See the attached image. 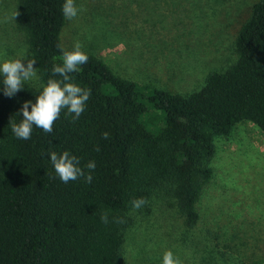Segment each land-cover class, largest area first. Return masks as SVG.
Segmentation results:
<instances>
[{
	"label": "trees",
	"instance_id": "16d2710c",
	"mask_svg": "<svg viewBox=\"0 0 264 264\" xmlns=\"http://www.w3.org/2000/svg\"><path fill=\"white\" fill-rule=\"evenodd\" d=\"M64 3L19 0L17 25L27 33L43 85L24 83L7 97L0 75V264H122L133 200L148 204L162 189L177 199L187 226H195L214 176L215 139L242 121L264 133V0H258L237 35L236 62L209 72L200 90L184 95L123 78L81 49L88 61L69 74V82L91 90L80 118L63 109L51 133L33 126L30 139L17 138L11 123L23 119V104L35 103L49 79L63 80L52 68L62 66L63 51L74 50L61 41ZM64 151L79 159L85 175L91 172L90 184L84 177L59 179L49 154ZM89 161L94 171L85 167ZM117 217L125 222L114 223Z\"/></svg>",
	"mask_w": 264,
	"mask_h": 264
},
{
	"label": "rangeland",
	"instance_id": "374dc122",
	"mask_svg": "<svg viewBox=\"0 0 264 264\" xmlns=\"http://www.w3.org/2000/svg\"><path fill=\"white\" fill-rule=\"evenodd\" d=\"M258 0H74L62 45L104 60L119 76L181 94L200 90L213 70L238 58L237 35ZM19 0H0V63L33 59L17 25ZM27 59L22 63L27 65ZM39 79L27 81L34 87ZM214 176L188 227L177 199L159 189L147 207L132 210L122 264H163L172 251L182 264H251L264 257V133L252 121L215 139ZM149 209V210H147ZM264 264V262L262 263Z\"/></svg>",
	"mask_w": 264,
	"mask_h": 264
},
{
	"label": "clouds",
	"instance_id": "9594fccd",
	"mask_svg": "<svg viewBox=\"0 0 264 264\" xmlns=\"http://www.w3.org/2000/svg\"><path fill=\"white\" fill-rule=\"evenodd\" d=\"M82 10V8H77L74 0H65L62 6L63 15L68 20L74 19L78 12ZM17 15L18 13L15 11L7 19L14 20ZM25 59L27 57L5 60L0 63V75L3 76V93L5 96L13 97L23 89L25 82L39 79L36 68H34L36 61L27 59V65L25 66L22 63V60ZM62 60V66L55 65L52 68V73L53 75L62 76L63 80L49 79L47 84L43 86L41 93L36 96L35 103L27 101L23 104L20 110L23 119L18 124L11 123L12 132L17 138L22 140L30 139L33 126L42 129L45 133H51L53 125L59 119L61 110L63 109H67L68 113L72 114L73 120H78L84 112L86 102L91 95V90L81 88L69 82L71 79L69 74L79 71V66L87 63L88 56L81 50V45L77 42L74 50L63 51ZM29 105H31V111H29ZM103 135L105 139L109 136L107 132ZM96 150L99 151V148ZM49 155L55 173L62 182L68 183L80 177H84L86 183L90 184L92 182L93 177L91 172L85 175L84 170L79 166L80 161L76 156L70 155L68 151H64L60 155H57L56 152H51ZM85 167L94 171L96 164L94 161H89ZM145 204H147V200L144 198L132 201L134 210L140 209ZM101 221L104 224L109 223L107 213L101 215ZM113 222L122 224L125 221L117 217ZM163 264H182V262L169 250L163 254Z\"/></svg>",
	"mask_w": 264,
	"mask_h": 264
}]
</instances>
